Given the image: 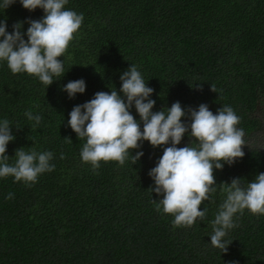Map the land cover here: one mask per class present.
I'll return each mask as SVG.
<instances>
[{
  "label": "trees",
  "instance_id": "16d2710c",
  "mask_svg": "<svg viewBox=\"0 0 264 264\" xmlns=\"http://www.w3.org/2000/svg\"><path fill=\"white\" fill-rule=\"evenodd\" d=\"M65 10L84 19L60 57L64 75L53 77L50 86L27 73L13 74L0 60V122L7 119L15 136L7 145L9 165L21 148L52 152L55 165L31 186L0 177V264H264V215L237 213L236 226L224 237L225 253L210 238L228 184L239 178L247 188L255 181L264 173V152L246 151L215 169L216 192L200 206L205 219L174 227L173 215L162 206L157 211L161 197L152 192L149 175L171 144L141 141L123 165L100 161L94 169L81 157L86 138L79 140L68 124L73 108L97 92H119L121 75L132 64L154 89L153 112L179 102L186 112L182 122L190 125V108L207 104L217 114L228 106L249 134L259 126L255 112L264 101V0H68ZM44 15L20 0L0 7V23L9 33L22 23L25 40L29 20ZM81 79L86 91L70 98L64 86ZM28 111L41 122L29 120ZM130 112L143 131L134 104ZM194 141L189 128L177 147ZM139 151L144 155L134 164Z\"/></svg>",
  "mask_w": 264,
  "mask_h": 264
},
{
  "label": "clouds",
  "instance_id": "9594fccd",
  "mask_svg": "<svg viewBox=\"0 0 264 264\" xmlns=\"http://www.w3.org/2000/svg\"><path fill=\"white\" fill-rule=\"evenodd\" d=\"M15 2L3 0L0 7L7 9ZM20 3L29 11L41 8L45 15L41 20H29L27 40L22 23L14 24L12 33L7 31L6 22L0 23V60L7 61L13 74L27 73L50 86L55 81L53 77L64 75V61L60 57L66 53L84 18L65 10L68 0H20ZM121 81L119 92H97L92 100L75 106L70 112L69 126L79 140L86 138L82 160L91 163L94 169L100 167V161H117L123 165L130 150L132 154V150L141 147V141H149L153 147L171 144L164 148L157 166L149 172L155 182L151 189L161 197L157 211L162 206L164 213L173 215L174 227H191L197 218L205 219L206 210L200 206L210 199V193L216 192L214 170H222L225 163L232 165L245 155L243 147L248 143L245 139L248 135L238 127L240 117L231 107L223 106L214 114L207 104H201L198 110H188L191 123L186 125L182 122L186 112L179 102L173 103L167 112L152 111L156 103L150 99L154 89L145 83L136 66L131 64L121 75ZM63 90L74 98L86 91V83L83 79L70 81ZM212 91L216 92L213 86ZM133 104L143 122V131L130 112ZM25 114L36 124L41 122V116H34L31 111ZM189 128L190 137L195 141L191 146L177 147ZM14 140L12 127L5 119L0 122V177L13 176L17 182L24 181L31 186L40 174L55 169L50 164L52 152L28 153L23 148L16 151L14 166L9 165L7 145ZM194 143L199 147H193ZM143 155L142 151L132 155L133 163ZM240 180L234 178L230 184L225 183L229 185L227 197L212 222L211 245L224 253L229 246L224 237L236 226L233 218L237 213L243 214L247 209L253 215H264V173H259L247 188L240 186ZM6 198L12 199L13 194L9 193Z\"/></svg>",
  "mask_w": 264,
  "mask_h": 264
},
{
  "label": "flooded vegetation",
  "instance_id": "af4514ba",
  "mask_svg": "<svg viewBox=\"0 0 264 264\" xmlns=\"http://www.w3.org/2000/svg\"><path fill=\"white\" fill-rule=\"evenodd\" d=\"M255 113L259 118L257 123L259 124V126H257L253 131L247 134L248 137H245L248 143L243 147L244 153L246 151L256 149L264 152V101L259 103V106ZM258 137H260L259 140L257 139Z\"/></svg>",
  "mask_w": 264,
  "mask_h": 264
}]
</instances>
